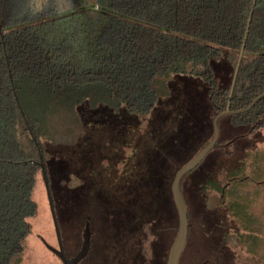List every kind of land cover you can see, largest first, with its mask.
I'll use <instances>...</instances> for the list:
<instances>
[{"label":"trees","instance_id":"1","mask_svg":"<svg viewBox=\"0 0 264 264\" xmlns=\"http://www.w3.org/2000/svg\"><path fill=\"white\" fill-rule=\"evenodd\" d=\"M253 1L0 0V264H18L34 233L39 179L45 185L42 164L49 183L41 139L58 144L50 135L54 118L62 124L66 115L78 121L83 106L113 113L124 109L126 119L140 127L139 119L149 121L151 114L158 119L164 112L157 104L170 93L171 80L193 77L206 86L210 136L191 158L179 153L177 140L154 142L152 155L145 153L149 184L158 182L163 190L170 186L175 173L214 137V120L227 108ZM224 65L226 76L218 70ZM230 110L238 114L219 121L221 141L238 142L264 130V0L256 3ZM220 149L217 145L214 151ZM165 163L169 169H163ZM107 172L83 176L86 201L105 191L89 184ZM45 192L48 198L46 185ZM127 208L117 210L123 215ZM100 209L106 216L98 223L103 243L88 264H124L111 248L113 211ZM121 224L126 226L123 218ZM120 228L118 243L125 245L130 231Z\"/></svg>","mask_w":264,"mask_h":264},{"label":"rangeland","instance_id":"2","mask_svg":"<svg viewBox=\"0 0 264 264\" xmlns=\"http://www.w3.org/2000/svg\"><path fill=\"white\" fill-rule=\"evenodd\" d=\"M218 70L223 76L229 72L226 65L219 66ZM185 79L171 80L168 83L170 93L157 104L162 105L164 112L160 113L158 119L154 114L148 117L149 121L139 119L142 123L140 127L138 123H131L126 119L128 113L124 109L113 113L108 109L91 110L88 106H83L78 109V121H73L66 115V121L62 124L54 118L50 135L57 137L58 144L45 138L41 141L48 157L49 185L62 242L69 258L79 251L82 225L88 214L95 217L94 205L98 200L97 196H93L88 208L83 190L78 184L83 176L90 177L92 171H108L103 176H98L97 181L91 182L89 186L93 189L102 186L105 191L101 193L111 196L118 192V179L126 176L127 171L141 169L143 160L146 159L145 153L148 157L152 143L159 141L160 145H165L177 140L179 153H185L186 158H191L201 143L210 136V106L206 99V86L200 79ZM66 145L69 149H65ZM234 151V157H224L221 165L225 167L230 163L231 169H239L226 182L230 186L224 195L229 209L225 215L230 217L238 230L250 233L260 241L259 236H264V130L257 131L251 138L238 141ZM151 155L152 153L149 156ZM153 156L157 158V153H153ZM221 158L218 151H213L207 158L208 168L214 165L211 169L216 176L223 174L222 168L216 165ZM182 161L179 159V166ZM163 169H169V165L163 164ZM109 181L116 185V189L110 186ZM35 198L38 212L31 219L34 233L28 238L18 264H61L43 243L45 241L50 247L58 249L43 179H39ZM94 220L99 223L102 217L97 215ZM193 238L201 239L196 230ZM260 255L264 256V253L261 252ZM194 259L192 253L184 255V261H189L190 264H196Z\"/></svg>","mask_w":264,"mask_h":264},{"label":"flooded vegetation","instance_id":"3","mask_svg":"<svg viewBox=\"0 0 264 264\" xmlns=\"http://www.w3.org/2000/svg\"><path fill=\"white\" fill-rule=\"evenodd\" d=\"M236 140L223 142L219 137L217 145L221 149L218 153L222 155V158L216 165L222 168V175L214 174L211 169L214 165L208 168L207 158L214 151L212 150L199 166L185 175L181 181V192L187 204L189 229L180 264H190L189 261H184V255L188 253L195 256L196 264H264V256L260 255L261 252L264 253V236L260 235V241H258V238L249 235L250 233L238 230L230 217L225 215L229 209L224 195L230 186L226 182H229V178L233 174L236 175L239 169L238 171L231 169L230 163L224 165L225 167L221 165L224 157L226 159L234 157ZM145 160L141 169L127 171L126 176L118 179L117 193L111 194L109 198L104 197L101 192L95 194L98 197L94 205L95 217L101 216L102 221H105V213L102 214L100 207L113 211L108 218L112 232L111 248L115 258H123L124 264L125 260L129 264H168L180 226L172 186L176 174L187 163L175 173L170 186L163 190L158 182L149 184V167ZM96 173L91 172L93 176ZM83 181L80 180L78 184L83 190V195L87 196L88 191ZM224 182L226 184H223ZM108 183L116 189V185L110 181ZM220 185H223L221 189H219ZM87 204L89 208L88 200ZM119 205L128 207L123 215H120L122 211L117 210ZM192 214L196 217L193 218ZM89 216L88 214L82 225L77 255L83 246V233L88 220H90L91 230L90 251L80 264L92 263L97 258L101 250L100 245L103 243L98 232L99 224L95 222V217ZM121 218L126 223L125 227L121 224ZM120 227L130 231L125 245L118 243V239L122 236L118 234ZM195 230L200 234V240L193 238Z\"/></svg>","mask_w":264,"mask_h":264},{"label":"water","instance_id":"4","mask_svg":"<svg viewBox=\"0 0 264 264\" xmlns=\"http://www.w3.org/2000/svg\"><path fill=\"white\" fill-rule=\"evenodd\" d=\"M256 3H257V0H254L252 8H251L250 16L248 19V23H247L243 45L239 53V59H238V63L236 66L235 73H234V78H233L231 89H230V95H229V101L227 104V108L225 111L221 112L214 120V137L189 163H187L176 174L175 180L173 182L172 189H173V195H174V199H175L176 206H177L178 213H179L180 226H179L177 239L175 241V244L169 256L168 264H180V259H181V256H182V253H183V250L185 248L187 238H188V229H189L188 210H187V204H186L185 198L181 192V181L185 175H187L188 173L193 171L195 168H197L199 164L204 160V158L212 150L216 148L219 137H220L219 121L222 118L227 117L229 115L238 114V112H232L230 110V105H231V100L234 94V89H235L239 69L241 66L242 58L245 52V47H246L251 23L253 20ZM42 167H43L42 170H43L46 190H47L48 199L50 203V209H51V213H52V217H53V221H54V225L56 229L58 246H59L58 249H54L47 244V248L51 252H53L62 261L63 264H80L87 257L90 251V243H91L90 220H88L86 223V227L83 233V246H82L80 253L76 255L75 257L69 258L66 255V251H65V248L62 242L61 231H60V227H59V223H58V219H57V215H56V211H55V207L53 203V198H52L51 190L49 187V183L47 181V176H46L43 164H42Z\"/></svg>","mask_w":264,"mask_h":264}]
</instances>
